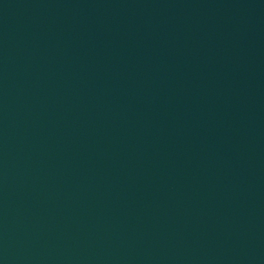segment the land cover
Segmentation results:
<instances>
[{
    "label": "water",
    "instance_id": "water-1",
    "mask_svg": "<svg viewBox=\"0 0 264 264\" xmlns=\"http://www.w3.org/2000/svg\"><path fill=\"white\" fill-rule=\"evenodd\" d=\"M0 264H264V0H0Z\"/></svg>",
    "mask_w": 264,
    "mask_h": 264
}]
</instances>
